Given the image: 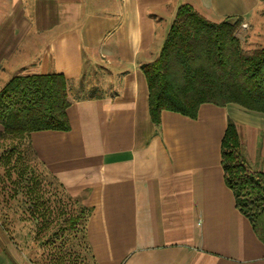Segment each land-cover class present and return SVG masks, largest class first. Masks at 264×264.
<instances>
[{
	"label": "crops",
	"instance_id": "crops-1",
	"mask_svg": "<svg viewBox=\"0 0 264 264\" xmlns=\"http://www.w3.org/2000/svg\"><path fill=\"white\" fill-rule=\"evenodd\" d=\"M184 3L213 21L241 17L245 48L264 39V0H0V89L16 75L56 72L71 100L70 129L32 132L15 156L28 146L90 208L97 264H264V241L222 165L231 118L264 173V113L203 103L194 118L165 110L155 124L150 115L142 66ZM9 228L0 221V264H32Z\"/></svg>",
	"mask_w": 264,
	"mask_h": 264
},
{
	"label": "trees",
	"instance_id": "trees-1",
	"mask_svg": "<svg viewBox=\"0 0 264 264\" xmlns=\"http://www.w3.org/2000/svg\"><path fill=\"white\" fill-rule=\"evenodd\" d=\"M241 25V17L213 21L191 4L178 6L158 56L142 66L155 124L165 110L194 118L203 103H236L264 113V47L246 49L237 35ZM70 105L61 73L12 77L0 89V136L12 142L1 158L9 161L19 143H30L32 132L69 130ZM24 151L15 159H24ZM222 165L237 207L264 241V173L247 159L231 118L222 140ZM42 171L40 179L23 174L12 207L3 213L31 223L33 236L27 239L34 248L28 259L32 264H97L86 236L90 208L47 169Z\"/></svg>",
	"mask_w": 264,
	"mask_h": 264
},
{
	"label": "rangeland",
	"instance_id": "rangeland-1",
	"mask_svg": "<svg viewBox=\"0 0 264 264\" xmlns=\"http://www.w3.org/2000/svg\"><path fill=\"white\" fill-rule=\"evenodd\" d=\"M262 6L264 7V3H262ZM253 40L254 41L256 40L257 42H255L256 44H253L251 46L253 47L251 49L264 47V39L263 40L253 39ZM87 90L88 93H90L92 91L91 86H88ZM80 92L81 89L79 87L77 88L76 91L70 90L71 95L79 94ZM0 128H1L0 130H2L1 125ZM261 137L262 135L260 136L259 139H261ZM11 146H12V142L10 139L3 138L0 136V206L2 208L5 207L6 209L11 208L13 205L12 197L14 196L15 191L19 189L18 187H20V185L18 184V180L22 178L23 174H26V176H29V173L30 175L35 174L40 179V177L43 176L41 175V171L43 169H46L45 166H42L41 164L37 163V159L35 155L26 148H25L26 156L24 157V159H15V152H14V155H12V157L9 158L10 160L5 162L4 158H1V156L3 153L6 152L5 150H8L7 148H10ZM31 168H33L34 171H32ZM10 214L5 215L3 214V212H0V220L3 221L4 219L5 221H8V223L6 224L8 228L10 227L9 228L10 234L14 236V239L16 238L15 239L16 243H19V249L23 250V252L29 258V256H31V254L29 253L30 250L29 248L31 247L34 248V244L31 241H28L33 236L31 231L32 229L31 223L18 222L17 220L14 219L15 216L12 217Z\"/></svg>",
	"mask_w": 264,
	"mask_h": 264
}]
</instances>
